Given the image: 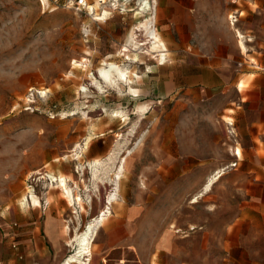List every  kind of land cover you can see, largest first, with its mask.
Wrapping results in <instances>:
<instances>
[{
    "label": "rangeland",
    "instance_id": "rangeland-1",
    "mask_svg": "<svg viewBox=\"0 0 264 264\" xmlns=\"http://www.w3.org/2000/svg\"><path fill=\"white\" fill-rule=\"evenodd\" d=\"M142 1L78 9L77 0H0V237L6 223L23 229L27 210L52 208L64 219L68 258L76 233L116 193L85 260L114 242L131 246L125 264H239V244L264 242V47L259 18L247 12L254 0H158L167 50L147 27L154 0ZM109 63L128 69L131 85L105 81ZM93 159L107 160L98 176ZM47 173L69 174L84 207ZM31 192L40 205L23 200Z\"/></svg>",
    "mask_w": 264,
    "mask_h": 264
},
{
    "label": "crops",
    "instance_id": "crops-1",
    "mask_svg": "<svg viewBox=\"0 0 264 264\" xmlns=\"http://www.w3.org/2000/svg\"><path fill=\"white\" fill-rule=\"evenodd\" d=\"M169 1L176 2V0ZM260 3V0H254L251 3L254 6L248 4L247 12L253 13L255 18H259L256 23L258 27L255 35L260 37V42L264 47V1L262 6L258 5ZM168 18H173L175 22L176 11L169 8ZM238 42L235 41L237 47ZM67 175L69 176V174ZM25 215L29 221L25 222L23 229H13L8 223L3 227L6 231L1 233L0 237V264H63L69 251L72 250L65 241L66 234L62 215L52 208H46L44 211L34 208L27 210ZM239 246L244 248V259L239 260V264H264V242H261V239H258L257 242L254 240L250 244H239ZM128 248L131 246L124 243L104 244L102 249L105 253L103 256L83 261H86V264H121L122 256H126ZM118 250H120L119 253H117ZM118 255L120 258L114 257Z\"/></svg>",
    "mask_w": 264,
    "mask_h": 264
},
{
    "label": "bare ground",
    "instance_id": "bare-ground-1",
    "mask_svg": "<svg viewBox=\"0 0 264 264\" xmlns=\"http://www.w3.org/2000/svg\"><path fill=\"white\" fill-rule=\"evenodd\" d=\"M142 3L145 5V7L151 6V3L149 0H144L142 1ZM157 4H158V0H154V7H155L156 12L153 18L148 19L147 27L149 28L150 36L152 37V39H154V42H157L162 47H164V50H167L166 43L162 39L161 33L157 27L158 21L162 19L161 14L160 13L158 14ZM89 7L94 9L95 5L93 4V5H90ZM96 15H97L96 18H101L99 14H96ZM234 17L235 15L230 16V18L232 19H234ZM232 23L234 22L232 21ZM238 35L244 41L245 35L241 34L240 31H238ZM135 39L136 38L134 35L131 36V40H135ZM124 49L126 50L127 46H125ZM160 58L165 59L166 53L161 52ZM100 74L105 81H107L108 83L112 85L120 86L121 81H125L129 85H131L132 83V77L130 76V71H128V69L121 67L115 63H109L108 66L100 68ZM243 80L244 79H242V81H240V83L238 84L239 90H243V88L245 87V82ZM94 81L97 85L100 86V83L97 81L96 78ZM133 90L136 92L135 89ZM145 108L146 106L144 108L142 107V109H145ZM87 146H88V143H86V147ZM238 152L240 153V149L238 150ZM78 157H80V155ZM111 159H112V156H110L107 160H111ZM107 160L94 159L92 161H89V165L92 167L91 169L93 170L95 176H98L101 169L105 168ZM123 170H124V163L121 165L120 170L116 173L117 179L115 180V184H116L117 189L119 188L118 186L120 184L121 177L123 176ZM222 171L223 170H220L217 175L210 178L209 182L207 183L206 190H210L213 187V185L221 177L223 173ZM46 175L49 178H51L53 182L55 181L58 187L62 188V190L64 191V193H66V195L68 196L71 202L77 201L81 206H83L82 199L79 196L75 195L69 183L68 176L66 175L56 176L50 173H47ZM115 199H116V193L109 197L106 207L100 212V214L90 219L89 222L86 224L85 228L82 231L76 233L75 237L72 239V241L74 240L73 244L75 245L74 248L76 252L74 254H71L68 258H66L63 264H72V263L84 264L83 260L86 259L87 255H91V246L93 244V241L95 240L97 231L99 227L103 224V222L106 220V218L109 216L111 212V205ZM23 200L28 201V202H30L31 200L35 205L41 204L40 197L34 192H31L29 195L24 196ZM197 200H198V196L195 201ZM125 262L126 261L122 259L120 263L125 264Z\"/></svg>",
    "mask_w": 264,
    "mask_h": 264
},
{
    "label": "built area",
    "instance_id": "built-area-1",
    "mask_svg": "<svg viewBox=\"0 0 264 264\" xmlns=\"http://www.w3.org/2000/svg\"><path fill=\"white\" fill-rule=\"evenodd\" d=\"M77 2H78V3H77V6H76V7L79 9V8H81L83 5H85L86 0H77ZM234 19H235V20L232 19L233 22H236V21H237L236 16L234 17Z\"/></svg>",
    "mask_w": 264,
    "mask_h": 264
}]
</instances>
